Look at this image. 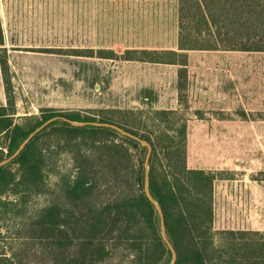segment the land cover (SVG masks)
Masks as SVG:
<instances>
[{"label":"trees","instance_id":"trees-1","mask_svg":"<svg viewBox=\"0 0 264 264\" xmlns=\"http://www.w3.org/2000/svg\"><path fill=\"white\" fill-rule=\"evenodd\" d=\"M169 1L178 4L177 50H127L121 59L178 66L181 92L188 87L190 52L264 53V0ZM0 47L6 52L1 20ZM0 65L7 99L0 105V164L11 159L0 167V264H171L159 211L146 194L148 148L96 123L150 144L149 188L175 264H264V232L215 231L218 174L188 167V126L170 121L176 111H156L144 132L118 122L111 110L90 116L46 108L19 119L6 54ZM143 94L158 99L151 90ZM56 154L67 155L72 169L55 174L52 190ZM48 195L43 208L32 210L33 197Z\"/></svg>","mask_w":264,"mask_h":264},{"label":"rangeland","instance_id":"rangeland-1","mask_svg":"<svg viewBox=\"0 0 264 264\" xmlns=\"http://www.w3.org/2000/svg\"><path fill=\"white\" fill-rule=\"evenodd\" d=\"M0 20L19 119L46 108L90 116L111 110L144 132L156 111H176L170 121L188 126V167L218 174L215 231L264 232V53L190 52L180 92L178 66L120 58L127 50H177L175 1L0 0ZM51 164L48 185L56 190V175L72 164L65 154ZM52 197H33L32 210Z\"/></svg>","mask_w":264,"mask_h":264},{"label":"water","instance_id":"water-1","mask_svg":"<svg viewBox=\"0 0 264 264\" xmlns=\"http://www.w3.org/2000/svg\"><path fill=\"white\" fill-rule=\"evenodd\" d=\"M58 118H55V119H52L48 122H46L44 125H42L39 129H37L31 136L30 138L21 146L19 152L21 150L24 149V147L26 146V144L28 143V141L38 132H40L41 130H43L47 125H49L50 123L54 122V121H57ZM65 122H68L70 124H72L73 126H82L84 124H81V123H77V122H73V121H70L68 119H64ZM94 125H97V126H104V127H107V128H111V129H114L118 132H120L121 134L125 135V136H128L138 142H140L143 146L147 147L148 148V154H147V157H146V168H147V172H146V194L148 196V198L150 200H152V202H154V204L156 205L158 211H159V214H160V217H161V224H162V236L164 238V240L166 241V243L168 244L169 248L171 249L172 253H173V260L171 262V264H175L176 262V259H177V253L176 251L174 250L173 246L171 245V243L169 242L168 240V237H167V233H166V225H165V220H164V216H163V212H162V209L161 207L156 203V201L154 200V198L152 197L151 195V192H150V188H149V182H150V179H149V169H150V156H151V151H152V148L150 146L149 143H147L146 141H143L142 139H140L139 137L131 134V133H128L127 131L121 129L120 127L118 126H115V125H110V124H103V123H96ZM18 152V153H19ZM17 153V154H18ZM11 160V159H10ZM10 160L8 161H5L3 163L0 164V167L5 165L6 163H8Z\"/></svg>","mask_w":264,"mask_h":264},{"label":"crops","instance_id":"crops-1","mask_svg":"<svg viewBox=\"0 0 264 264\" xmlns=\"http://www.w3.org/2000/svg\"><path fill=\"white\" fill-rule=\"evenodd\" d=\"M218 52H227V51H218ZM229 53H248V52H229ZM262 53V52H260Z\"/></svg>","mask_w":264,"mask_h":264}]
</instances>
